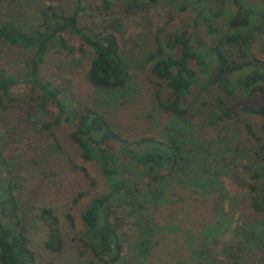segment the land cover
Returning <instances> with one entry per match:
<instances>
[{
	"label": "trees",
	"instance_id": "trees-1",
	"mask_svg": "<svg viewBox=\"0 0 264 264\" xmlns=\"http://www.w3.org/2000/svg\"><path fill=\"white\" fill-rule=\"evenodd\" d=\"M21 1L0 0V46L16 47L31 54L25 76L30 86L27 121L38 126L37 133L52 137L62 124L69 125V139L80 159L95 164L105 185V191L91 196L80 215L85 249L92 255L84 264H145L147 257L157 250V235L177 230L175 226L155 225L150 215H146V204L156 206L168 201L166 195L174 186L206 192L216 187L214 177L230 172L247 187L252 211L264 214V148L254 130L245 126L254 140L251 154L240 157L237 146L232 149L233 156L216 158L212 152L224 141L226 126L236 116L227 97L233 98L236 93L248 98L264 95V61L251 52L253 42L259 39L264 55V4L258 8L247 0H231L236 12L223 17V0H190L188 4L196 10L193 27L162 40L159 35L163 29L152 34L151 21L145 16L159 0H98L102 12L109 15H113L114 5L119 8L118 16L140 15V32L128 39H124L121 19H113L103 29L104 33L98 35H90L79 26V13L86 9L83 4L91 0H73L69 13L54 7L40 9L30 24L19 10ZM217 20H223L226 29L220 35L213 24ZM202 24L206 34L213 36L210 46L203 50L194 33ZM66 35L80 39L79 51L88 56L84 80L99 91L116 93L125 87L129 71L120 53L122 46L130 42L138 53L145 55L153 89L148 119H154L153 112L157 109L167 116L160 135H133L115 130L100 109L69 98L67 87L60 89L61 86L42 80L39 67L49 51L73 53ZM119 37L124 39L122 43ZM18 81L0 67V112L20 104L11 92ZM161 88L166 93L163 99ZM242 113L258 116L264 131V102L255 108H242ZM33 118L40 119V123ZM205 129L214 130L217 136L203 141L191 135ZM200 154L214 159V170L201 169L196 158ZM74 170L94 185L86 169L74 165ZM12 171L0 148V264H36ZM205 172L210 173L209 177H203ZM86 195L85 191L78 192L71 204H77ZM124 211L133 219L131 259L123 255L127 238L119 214ZM39 218L47 229L44 248L60 253L64 243L58 217L51 208H42ZM65 218L72 226L70 213ZM232 232L227 246L230 261L214 257L203 244L201 249L194 250V241L188 237L186 250L190 257L179 264H264V219L241 223ZM216 244L214 239L212 245ZM166 246L155 254L157 261L163 259L162 264L169 262L165 257Z\"/></svg>",
	"mask_w": 264,
	"mask_h": 264
},
{
	"label": "rangeland",
	"instance_id": "rangeland-1",
	"mask_svg": "<svg viewBox=\"0 0 264 264\" xmlns=\"http://www.w3.org/2000/svg\"><path fill=\"white\" fill-rule=\"evenodd\" d=\"M223 1L225 5L222 16L234 14L236 7L231 0ZM247 1L258 8L264 4V0ZM72 2L73 0H22L19 10L26 17V23L30 24L33 16H37L40 9L54 7L63 13H69L73 8ZM188 2L190 0H159L158 4L145 14L151 21L152 34L158 29H163L159 37L164 40L186 28H192L196 10ZM83 5L86 9L79 13L78 23L90 35L104 33L103 29L116 18L122 20L124 39L140 32L139 14L118 16L116 12L119 8L114 5L113 15H109L102 12L98 0H91ZM222 21L217 20L213 23L218 35L226 32ZM205 31L203 24L200 28L194 29L196 37L201 42L202 50L210 46L213 38ZM65 38L66 43L73 47V53L56 49L49 51L44 63L39 67L42 80L49 81L54 86H61L60 89L67 87L69 98L92 104L100 109L115 130L133 135H160L167 116L157 109L153 112L154 119H148V115L152 113L150 101L153 97L151 95L153 89L145 55L138 53L130 42L128 46H122L120 53L129 71L125 87L116 93L99 91L90 87L84 80L83 68L88 56L87 53L79 51L80 39L74 35H66ZM124 39L119 37L120 43ZM259 43V39L253 42L251 52L255 58L264 61ZM30 56L28 51L11 46H0V67L6 75L19 80L11 88V92L20 100L19 105L0 112V148L9 159L12 173L16 176L21 215L29 230L30 247L35 254L36 264H84L92 259V255L85 249V229L80 215L91 196L105 191L104 181L94 163L80 159L69 139L71 131L69 125L62 124L55 131V137H52L37 133L38 126L31 125L27 121L26 102L30 86L25 82V76L26 62ZM191 66L195 68L193 63ZM231 85L233 86L232 83ZM160 92L161 98H165L164 88H161ZM227 98L233 103L236 116L226 126L227 134L224 141L212 150L215 154L213 156L216 158L233 156L232 149L235 146L239 148L240 157H244L246 153L251 154L254 140L247 133L246 125L254 130L264 148V131L260 128V118L242 113V108H255L263 103L264 95L248 98L236 93L233 98ZM33 119L40 123V119ZM192 133L191 135L200 137L203 141L217 136L212 129ZM52 138H55V141ZM188 138L190 139L189 135ZM55 142H58V146ZM262 154L264 156V150ZM203 157L206 155L200 154L196 157L202 165L201 169L214 170V159L208 156L203 159ZM74 165L86 169L94 185L91 186L90 180L80 171L74 170ZM128 175H131L130 171ZM209 175L210 173L205 172L203 177H209ZM214 180L217 185L214 188L209 187L210 191L205 192L198 188L189 190L174 186V190L166 195L168 201H162L156 206L146 204V215H150L155 225L175 226L177 230L171 229L162 232V235L161 233L157 235L159 242L157 250L147 257L145 264H162L163 259L160 258L157 261L155 254H158V251L166 245L168 253L165 257L169 259L167 264H179L180 261L187 260L190 257L186 250V241L189 238L194 241L192 246L194 250L201 249L200 244H203V247L207 246L210 249L214 257L222 261H230L227 257V246L232 240L234 234L232 231L241 223L258 218L264 219V214L256 215L252 211L249 206L247 187L239 179L231 176L230 172L214 177ZM80 191H85L87 195L77 204H71V200ZM221 193L226 196L222 198ZM42 208H51L59 219L64 243L60 253H51L44 248L47 229L39 218ZM66 213L72 216V226L65 218ZM119 215L127 238L123 255L126 259H131L133 254L129 251L131 249L129 242L134 239L133 219L129 218L125 211ZM214 239L217 241L215 246L212 245ZM250 261L253 260L250 259Z\"/></svg>",
	"mask_w": 264,
	"mask_h": 264
}]
</instances>
